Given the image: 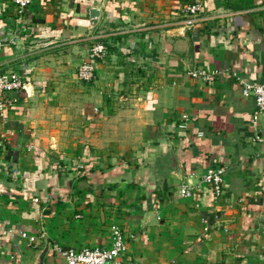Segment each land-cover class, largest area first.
Listing matches in <instances>:
<instances>
[{
    "label": "crops",
    "instance_id": "crops-1",
    "mask_svg": "<svg viewBox=\"0 0 264 264\" xmlns=\"http://www.w3.org/2000/svg\"><path fill=\"white\" fill-rule=\"evenodd\" d=\"M95 42L106 56L80 80ZM199 67L225 73L208 84ZM0 71L26 84L0 116V264H32L45 240L44 264H64L54 243L106 246L113 224L122 264H264V116L254 129L238 83L264 80V0H0ZM214 165L218 195L201 182Z\"/></svg>",
    "mask_w": 264,
    "mask_h": 264
},
{
    "label": "built area",
    "instance_id": "built-area-1",
    "mask_svg": "<svg viewBox=\"0 0 264 264\" xmlns=\"http://www.w3.org/2000/svg\"><path fill=\"white\" fill-rule=\"evenodd\" d=\"M18 13H23L29 7L31 0H12ZM201 3L195 1L187 4L183 8L187 16L184 24L187 27L193 26L199 20ZM106 46L102 42H95L88 50L87 58L77 67L76 76L80 80L90 81L94 78L95 61L102 60L106 56ZM223 70H210L204 67L193 68L187 71V75L193 79H200L208 84L213 83L220 76L224 75ZM233 76L235 73L232 74ZM238 83L243 96H252L255 100V108L251 115V125L254 129L258 127V122L264 116V80L250 81L238 78ZM25 81L15 71H0V116L5 118L6 110L13 104L15 99L9 97L11 91H21L25 89ZM188 124V115L182 114L180 127L185 128ZM254 141H261L264 144V137L255 134ZM201 182L210 186L215 195L221 194L224 183V168L219 165L208 167L201 177ZM195 187L188 183L180 186L182 197L193 196ZM27 237L30 243L37 241L36 236L21 233ZM110 242L106 246H92L83 248L66 247L60 243H54L52 249L63 260L64 264H122L121 255L127 247L128 236L126 232L117 224H113L109 229Z\"/></svg>",
    "mask_w": 264,
    "mask_h": 264
},
{
    "label": "water",
    "instance_id": "water-1",
    "mask_svg": "<svg viewBox=\"0 0 264 264\" xmlns=\"http://www.w3.org/2000/svg\"><path fill=\"white\" fill-rule=\"evenodd\" d=\"M100 15V10L95 7L89 8V16H90V25L94 26L97 22ZM165 163L169 171L173 172L174 174H179L178 164L176 161L175 153L171 146H169L168 150L166 151L165 156ZM38 247L40 250L36 254L35 261L32 264H44L46 255L49 250V241H40L38 243Z\"/></svg>",
    "mask_w": 264,
    "mask_h": 264
}]
</instances>
